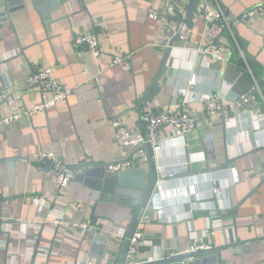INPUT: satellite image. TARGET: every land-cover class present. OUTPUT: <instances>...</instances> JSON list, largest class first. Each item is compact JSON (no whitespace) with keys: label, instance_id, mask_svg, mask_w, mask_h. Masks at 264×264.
Listing matches in <instances>:
<instances>
[{"label":"crops","instance_id":"obj_1","mask_svg":"<svg viewBox=\"0 0 264 264\" xmlns=\"http://www.w3.org/2000/svg\"><path fill=\"white\" fill-rule=\"evenodd\" d=\"M43 1L36 8L31 0L8 1L10 19L0 4V92L11 94L0 105V117L40 101L38 85H27L26 78L41 64L51 67L71 93L47 111L0 128V264H29L36 245L34 264H120L131 218V209L123 205L132 202L109 193L115 182L106 177L131 150L117 145L111 121L120 117L146 134L148 128L137 124L141 115L169 106H185L195 127L184 138L162 142L171 125L149 135L159 142L153 160L167 178L141 218L144 237L136 261L161 259L166 250L188 253L204 240L212 246L238 243L218 251V264H264V183L235 217L231 212L264 175V116L257 117L264 115V18L239 19L264 0H206L205 6L220 7L230 20V30L219 38L228 47L223 61H204L195 51L206 41L201 0L187 43L160 21L162 0ZM90 31L98 37L97 57L74 45L76 35ZM115 53L127 56L128 69L109 65ZM191 76L196 83L189 87L183 79ZM254 81L261 90L252 95L255 108L234 106L226 118L204 109L212 91L233 99ZM151 86L157 88L148 101L142 94ZM39 152H53L73 173L60 191L56 172L33 161ZM84 162L100 165L74 179L79 171L72 167ZM54 218L69 224L56 228ZM33 219L44 220V227L31 225ZM81 223L97 227L82 233L75 226Z\"/></svg>","mask_w":264,"mask_h":264},{"label":"built area","instance_id":"obj_2","mask_svg":"<svg viewBox=\"0 0 264 264\" xmlns=\"http://www.w3.org/2000/svg\"><path fill=\"white\" fill-rule=\"evenodd\" d=\"M162 2L163 9L160 14V21L166 25L168 30H175L180 41L187 43L190 39L191 33L188 22L184 17L185 4L188 0H162ZM201 2L204 3V6L206 5V0H201ZM252 18H264V2L247 9L239 17L240 20ZM204 19L206 41L197 46L195 51L204 61H206L205 59L223 61L226 57L228 47L221 43L219 38L223 31L226 29L230 30V20L220 7L208 6H205ZM166 42L167 41L165 40V44ZM74 45L83 46L94 57L101 54L98 37L94 31L76 35L74 37ZM157 46H159V49L164 48V45L161 44ZM109 65H119L124 69H128L129 64L127 56L115 53L111 57ZM183 80L189 87H192L196 83L195 76L185 77ZM26 82L29 86L38 85L41 96L40 101L30 109L14 110L9 112V114L0 117V128L9 125L13 120L19 119L23 116L47 111L60 101L65 100L71 93V89L62 85L55 77L52 68L46 64H41L35 67L34 71L26 78ZM258 91L261 90L256 81H254L245 91L236 95L233 99H228L225 97L224 93H220L219 91H212L203 100V107L211 116L222 115L226 118L235 112L234 106L240 107L250 105L253 107L254 99L252 95ZM10 97L11 94L9 92H0V105L4 104ZM263 116L264 115L261 113L257 117L259 120H262ZM141 120L146 124V127L150 132L155 131L162 125H171L167 136L160 139L159 142L172 138H184L186 134L195 127L196 122L194 115L189 112L185 106H169L162 113H152L151 111H146L141 115ZM111 126L114 131L116 143L119 147L131 150L133 147L149 142L152 145L154 152L159 150V142L157 143L150 136H146L139 130H132L126 120L120 117H115L111 121ZM45 158L50 159L53 162V168L56 172V186L58 191H60L72 181L73 173L68 170L63 161L55 157L53 152H39L34 155L33 161H40ZM147 160L148 157L146 156L144 150L138 149L128 159L111 165L110 169L112 172L119 173L127 168L140 166L141 164L146 163ZM187 166L188 163L185 167ZM165 176L166 175L163 172L162 166L157 165L156 183L153 191L159 192L162 190V183L166 180L164 179ZM210 214L212 218L216 217V213L214 211L210 212ZM44 222L45 221L41 219H33L31 220V225L43 228ZM52 223L56 228L62 227L61 225L67 226L69 224V222L61 218H54ZM75 226L82 233L97 227L94 223H81ZM143 227L144 224L141 219L133 236L129 240V248L125 264H138L136 261V254L140 242L144 237ZM118 237L122 238L123 234L120 233ZM211 246L212 245L208 241L202 240L195 243L187 252L195 251L197 249H206Z\"/></svg>","mask_w":264,"mask_h":264},{"label":"water","instance_id":"obj_3","mask_svg":"<svg viewBox=\"0 0 264 264\" xmlns=\"http://www.w3.org/2000/svg\"><path fill=\"white\" fill-rule=\"evenodd\" d=\"M8 1H11V0H0V4L3 5L4 11L6 12L8 19H10L9 13L12 11L13 4L11 2H8ZM31 1H32L35 8L41 6L40 4L42 2H44L43 0H31ZM63 1L64 0H58V2H60V3ZM196 2H197V0H188V2L185 4V17L189 22L188 23L189 27L191 26L193 18H194V9L196 7ZM21 3H23L22 0H21ZM17 4H20V3H17ZM200 13L202 15H204L205 9L201 7ZM171 31H173L175 33L174 36L178 39V35H177L176 31L175 30H171ZM175 37H174V39H176ZM174 39L171 42H169L168 46L172 45ZM168 53H169V49L167 48L163 53V57H162V61H161L160 69H159L160 71L163 70L165 67V62H166V59L168 57ZM159 77H160V75L157 76V78H159ZM156 88L157 87H155V86L149 87L142 94L143 98L145 100L150 101L151 96H152V92ZM138 104L139 103L137 102V105ZM137 124L139 126L144 125L145 130L147 129L146 124L141 119H138ZM150 134H151V132L146 130L145 135L149 136ZM138 149L144 150L146 156L148 157V160L146 161V165H147L146 169L142 170V169H139L138 167H132V168H127L125 170H122L119 173H117V172L108 173V175L106 177V180L109 181L110 183L115 182V188L112 191V187H110L109 193H111L113 195L114 194L119 195L120 197H123L124 199H128L129 201L132 202V204H124L123 205V206L129 207L131 209V218L129 219V222H128L127 226L125 227L126 245H125V248L123 251V255H122V259H121L120 264H125L126 255H127L128 248H129V240L133 236V234L136 230V227H137L139 221L141 220V218H143V216L147 215L146 206L152 197L153 189H154L155 183H156V166H155V163L153 160L154 151H153L152 145L149 142L138 145L136 147H133L126 159H128ZM126 159H120V160L124 161ZM121 161H117V162H121ZM38 164L40 166H43V167L47 165V167L49 166V168L51 170H54L53 169V162L50 159L45 158L43 160H40L38 162ZM101 164H105V163H101ZM99 165L100 164L93 163V162H84V163L75 165L72 168L74 170H78L79 173L74 175V179L81 180L82 178L87 176L88 171L90 169L96 168ZM105 171L106 170L104 169L103 173L100 175V177L105 178L104 177ZM190 172L191 171L189 169L188 173H190ZM130 177L135 178L134 179L135 183L132 182V184H129L126 182V178H130ZM166 178L167 177H164V179H166ZM263 183H264V175H263L261 181L255 187H253L252 191H250L242 201H240L237 205H235L232 208L231 212L233 213V217H235V211ZM126 184H129V185L125 188L123 185H126ZM1 225H2V221H0V233H1ZM253 241L254 240L249 241L247 243L246 247L250 246V244ZM237 245H238V243H236V244L234 243L233 245L229 244V245H223V246H211L210 248L197 249L195 251H191L188 253H182V252L171 253L170 250H166V251H164L163 257L161 259L151 261V262L142 263V264H218V251H220L222 248H226L228 246L236 247ZM238 250H239L238 248L235 249V251H238ZM36 251H37V245L34 248V252H33V255L31 258V262L29 264H34ZM4 264H7V262H4Z\"/></svg>","mask_w":264,"mask_h":264},{"label":"trees","instance_id":"obj_4","mask_svg":"<svg viewBox=\"0 0 264 264\" xmlns=\"http://www.w3.org/2000/svg\"><path fill=\"white\" fill-rule=\"evenodd\" d=\"M227 30V29H226ZM224 32V31H223Z\"/></svg>","mask_w":264,"mask_h":264}]
</instances>
